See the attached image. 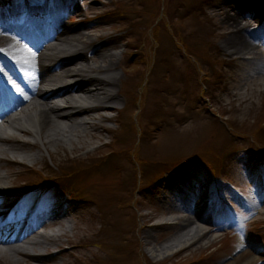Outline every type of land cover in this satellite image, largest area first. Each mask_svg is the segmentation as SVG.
<instances>
[{
	"label": "rangeland",
	"instance_id": "374dc122",
	"mask_svg": "<svg viewBox=\"0 0 264 264\" xmlns=\"http://www.w3.org/2000/svg\"><path fill=\"white\" fill-rule=\"evenodd\" d=\"M31 1L0 0V27L24 28L30 8L75 2L78 9L61 10L59 18L101 36L105 47L117 53L118 101L86 116L101 126L89 127L72 141L48 147L36 141L0 150V174L8 177L0 195L14 193L3 211H10L19 197V211L12 209L15 217H37L56 208L74 212L60 241L65 249L71 243L79 247L55 264H240L246 258L264 264V207L258 203L264 190V94L253 97L256 108L246 115L237 113L234 103L225 110L217 105V94L226 100L222 80L231 85L238 67L217 60L215 49L224 36L212 32L206 20L216 15L210 0ZM11 8L17 13L2 18ZM256 51L264 54L261 48ZM234 90L231 86L227 92ZM199 101L206 114L196 111ZM192 108L196 123L188 129L183 119ZM101 115L109 118L100 120ZM200 116L206 119L204 129ZM238 117L246 120L236 121ZM95 132L99 138L91 137ZM2 134L32 140L12 128ZM102 160L111 165H98L100 172L95 167ZM176 172L195 177L206 205L229 206L220 220L202 223L213 227L212 243L177 250L173 236L181 230L164 223L172 219L163 187ZM146 232L151 244L144 239ZM240 239L244 244L239 245ZM168 243L173 247L163 250ZM154 246H159L155 257ZM18 258L0 256V264H41Z\"/></svg>",
	"mask_w": 264,
	"mask_h": 264
},
{
	"label": "bare ground",
	"instance_id": "6f19581e",
	"mask_svg": "<svg viewBox=\"0 0 264 264\" xmlns=\"http://www.w3.org/2000/svg\"><path fill=\"white\" fill-rule=\"evenodd\" d=\"M30 1L28 0V4ZM64 3L57 5L54 2L55 7L47 6V10L30 8V15L27 13L29 20L24 28L7 25L0 27V90L3 98L12 99L11 104L3 102L0 105V150L3 152L10 147L35 145L36 141L48 147L79 138L87 133L89 127L95 130L101 126L97 122H89L86 116L110 108L112 102L118 101L115 91L118 78L114 72L117 53L105 47L101 36L65 24L59 18V11L78 8L73 1ZM209 3L215 7L216 15L206 16L201 8L198 13L206 16L212 32L224 36L222 46L215 49L217 60L225 66L238 67L231 85L222 80L221 90L227 93L226 100L217 94L216 102L224 110L226 104L234 103L233 109L246 115L256 108L253 97L264 94V54L256 51L257 48L264 50V0H210ZM16 13L17 10L11 8L2 18L10 19ZM216 17H220L221 21L218 22ZM231 86L235 90L228 93ZM240 87L243 89L240 90ZM18 93L17 99L13 94ZM203 103L204 101L198 102L196 111H204ZM194 111L192 108L183 119L188 129H192L196 123ZM99 118L107 120L109 116L101 115ZM227 120L232 124L234 122L233 119ZM245 120L238 117L236 121ZM201 121L202 125L199 120L197 123L202 128L206 127V119L201 118ZM217 121L222 124L220 119ZM9 128L31 136L32 140L3 136L2 131ZM229 133L232 134L233 131ZM90 135L100 137L97 132ZM5 141L10 144L9 147H2ZM96 148L90 154L89 150L84 152L91 155L99 147ZM35 158L31 157L32 160ZM107 162L111 165L109 161L102 160L96 164L95 169L101 172L98 165ZM7 178V175L0 174V185ZM193 179L195 177L179 174L167 184L174 197L165 200V207L172 219L166 224L181 230L172 237L176 241L175 245L179 246L178 251L200 241L208 244L214 240L210 234L213 227H203L205 223L213 224V216L201 201L200 189L203 187ZM0 198V256L12 259L17 256L28 262L55 264L58 257L70 255L79 247L78 244L71 243L65 249L60 241V236L66 234L62 231L70 228L69 214L74 212L56 208L37 217H15L11 215L12 212L3 211L6 199L1 195ZM258 203L264 207V190L259 193ZM208 206L215 208V205ZM20 227L21 230L18 231ZM8 233L12 235L8 236ZM148 237V232L144 233L145 241L151 244ZM238 243L244 244L242 239ZM173 245L168 243L162 249H169ZM157 247L159 246L152 248L154 257L159 254ZM34 248H39L40 251L32 254L30 251ZM251 248L257 250L255 247ZM242 255L245 256V253ZM240 264H250V259L246 258Z\"/></svg>",
	"mask_w": 264,
	"mask_h": 264
},
{
	"label": "trees",
	"instance_id": "16d2710c",
	"mask_svg": "<svg viewBox=\"0 0 264 264\" xmlns=\"http://www.w3.org/2000/svg\"><path fill=\"white\" fill-rule=\"evenodd\" d=\"M70 174H72V173H70ZM65 175H68L69 176V174L67 173V174H65Z\"/></svg>",
	"mask_w": 264,
	"mask_h": 264
}]
</instances>
